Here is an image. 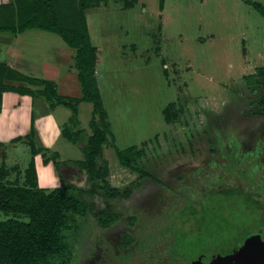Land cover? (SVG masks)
Returning <instances> with one entry per match:
<instances>
[{
    "label": "rangeland",
    "instance_id": "rangeland-1",
    "mask_svg": "<svg viewBox=\"0 0 264 264\" xmlns=\"http://www.w3.org/2000/svg\"><path fill=\"white\" fill-rule=\"evenodd\" d=\"M252 1L264 5V0ZM87 18L92 43L99 47L96 75L111 129L103 156L108 163L107 182L133 190L129 198L108 200L114 212L124 215L113 226L103 228L101 237L105 235L106 243H111L107 245L110 250L98 246L97 221L89 218L82 223L78 261L87 252L91 258H100L104 251V264H172L170 234H161L170 231L167 226L173 222L188 226V239L209 235L218 242L235 233L231 228L235 224L252 226L251 215L245 217L247 199H236L230 193L223 201V195L210 190L209 184L244 190L249 179L240 176V168H246L252 157L264 166V115H244L252 96L247 76L264 65V16L246 0H164L163 7L160 0H138L130 8L120 0H108L88 9ZM74 55L75 49L56 33L38 29L17 35L0 33L1 60L28 77L56 82L65 97L81 98ZM13 84L39 88L26 81ZM8 93H3L0 116L6 166L18 165L25 171L35 156L48 191L65 178L86 185V176L77 174L80 169L76 165L84 160L81 147L62 134L71 110L64 106L52 109L44 98L33 95L30 99L44 106L25 108L24 103L21 106L12 99L20 95ZM170 103L182 110L179 120L167 123L164 110ZM78 113L85 135L92 134L93 104L82 100ZM32 123L37 146L57 152L64 163L60 168L53 162L45 163L41 153L33 155L25 138L12 142L16 136H25ZM210 134L214 145L209 142ZM135 145L146 148L137 165L145 166L153 178L141 181L138 173L118 162L116 148ZM237 154H241L239 159ZM2 160L0 155V170ZM262 175L254 173L257 179ZM15 176L16 172L8 177ZM139 181L142 187H137ZM94 200L98 211L105 206L101 197ZM197 203L201 210L196 219L182 222L174 216L180 207L187 210ZM133 214L138 220L131 224L126 217ZM7 218L0 211V219ZM121 232L134 238L128 248H118ZM188 250L191 259L178 263L194 260L192 264H202L204 257L196 258L197 251ZM93 263L91 259L83 262Z\"/></svg>",
    "mask_w": 264,
    "mask_h": 264
},
{
    "label": "trees",
    "instance_id": "trees-1",
    "mask_svg": "<svg viewBox=\"0 0 264 264\" xmlns=\"http://www.w3.org/2000/svg\"><path fill=\"white\" fill-rule=\"evenodd\" d=\"M107 1L9 0L0 3V33L11 32L17 35L27 30L38 29L60 35L71 48L75 49V67L82 87L81 98L65 97L59 93L56 82L46 78L28 77L10 66L7 61L0 59V110L5 92L42 97L52 109L58 106L69 108L71 115L63 126L62 134L81 147L84 160L79 161L77 167L85 172L87 179L86 185L79 186L64 177V182L60 186L48 191L39 184L35 156L23 171L18 165L8 168L4 160L6 155H3L0 170V211L8 218L0 219V264H79L76 249L83 241L80 236L82 223L92 218L104 228L111 226L124 216L123 213L114 212L108 200L129 198L133 187L119 188L107 182L108 163L103 161V156L104 147L109 144L111 129L96 75L99 47L92 43L87 18L88 9ZM120 1L127 8L133 7L138 2V0ZM246 1L252 3L254 8L264 16V5L261 2ZM163 5L164 0H160V6L163 7ZM247 78V86L252 96L248 98L249 105L244 115L255 113L263 116L264 65L259 66L256 72L249 74ZM16 81L30 82L39 88L17 86L13 84ZM82 100L93 104V116L89 123L92 134L88 136L85 135L86 130L81 128L79 120L78 106ZM181 110L182 107L177 106L176 103L168 104L164 110L166 122L172 123L175 119L179 120ZM30 128L26 135H23L24 137L16 136L12 142H19L25 138L33 155L41 153L45 163L53 162L57 168H60L64 163L59 160V154L48 152L50 151L48 148L37 146V135L33 123ZM208 133L206 132L207 135ZM214 139L210 134L211 145L216 144ZM212 149L219 153L218 148L217 151L214 146ZM145 152L144 146L137 145L125 149L116 148L118 162L138 173L141 181L153 178L145 166L137 165V162L145 156ZM240 155L237 154L238 159ZM259 171L263 175L257 179L254 173ZM14 172H16L15 178L10 179L8 176ZM240 176L243 179H249V182L245 184V186L248 184L247 188L244 190L240 186L232 187V185L219 189L213 182L209 184V187H212L210 190L214 192L218 190L223 195V201L230 193L236 199H247L244 210L248 211L245 217L248 213L251 215L252 226L235 224L231 226L235 233L230 234V237H222L223 240L218 242L209 235L197 240L188 239L189 232L185 230L188 226H180L173 222L172 226H167L170 231L161 234L165 235L167 232L170 234L167 239L171 241L172 264H180L178 260L191 259L188 248L195 249L196 256L198 255L196 258L204 257L200 260L203 261L202 264H207L217 254L236 251L248 236L258 232L264 235V166L259 165L256 158L252 157L246 168H240ZM141 181L137 183V187H142ZM96 196L101 197L105 202V206L99 211L97 200H94ZM200 205L198 203L191 205L187 210L186 206L180 207L179 210L174 211L177 213V216H174L181 218L182 222L196 219L200 214ZM126 220L133 224L138 220V215H129ZM206 230L208 231L209 228ZM133 242L134 238L127 234L120 247L128 248ZM203 252L212 254L207 256ZM193 262L194 260L188 263Z\"/></svg>",
    "mask_w": 264,
    "mask_h": 264
},
{
    "label": "water",
    "instance_id": "water-1",
    "mask_svg": "<svg viewBox=\"0 0 264 264\" xmlns=\"http://www.w3.org/2000/svg\"><path fill=\"white\" fill-rule=\"evenodd\" d=\"M207 264H264V235L258 232L248 236L236 251L217 254Z\"/></svg>",
    "mask_w": 264,
    "mask_h": 264
},
{
    "label": "crops",
    "instance_id": "crops-1",
    "mask_svg": "<svg viewBox=\"0 0 264 264\" xmlns=\"http://www.w3.org/2000/svg\"><path fill=\"white\" fill-rule=\"evenodd\" d=\"M9 1V0H8ZM7 1V2H8ZM10 65V64H9ZM9 93L8 92H6V95H8ZM18 94V93H17ZM10 95H12L11 93H10ZM18 95H20V97L19 96H14V97H12V99H14V102L15 103H18V104H20L21 106H22V104L24 103V106H25V108H31V107H34L36 104L37 105H39V106H44V103H39V102H37V100H35L34 98L31 100L30 99V97H29V95H21V94H18ZM10 98V96H8L6 99H7V101H8V99ZM32 98V97H31ZM3 110H4V105H3V102H2V108H1V110H0V116H2V112H3ZM54 126H55V124H54ZM56 127V126H55ZM22 132H26L25 130L24 131H22ZM28 132V131H27ZM2 146H3V144L2 145H0V155H1V157L3 158V155H6V150H2L1 148H2ZM6 158H7V156H6ZM5 158V159H6ZM4 159V160H5ZM3 161V160H2ZM35 163H36V167H37V165H38V160H36V158H35ZM45 166H47V165H45ZM77 166V165H76ZM37 171H38V177H39V184H40V186L41 187H44L45 188V186H44V184L42 183L43 181V177H40V172H39V170H38V167H37ZM81 171V170H80ZM80 171H77V174H79V176H80V178L82 177V174L84 175V176H86V174H84V173H82V172H80ZM76 177H77V175H75ZM45 178V177H44ZM44 182H46V179H45V181Z\"/></svg>",
    "mask_w": 264,
    "mask_h": 264
},
{
    "label": "flooded vegetation",
    "instance_id": "flooded-vegetation-1",
    "mask_svg": "<svg viewBox=\"0 0 264 264\" xmlns=\"http://www.w3.org/2000/svg\"><path fill=\"white\" fill-rule=\"evenodd\" d=\"M199 165H201V164H199ZM199 165H197V167L199 166ZM141 197V196H140ZM151 197V196H150ZM142 198H144V197H141V199ZM145 199H143V200H141V201H144ZM114 224V223H113ZM113 224L111 225V226H113ZM98 226H99V228L97 229V233H96V235H99V239L98 240H101V243L98 245V246H100V247H102V246H104L105 247V250L104 251H107V250H110V249H107V245L108 244H111L109 241V243L107 244L106 242H107V240L105 239L106 238V236L104 235V237L102 238L101 237V235L103 234V233H105V231L103 230V227H102V225H100V223H98ZM111 226H109V227H111ZM109 227H104V229H108ZM100 232V234H99V232ZM127 234H128V232H121L120 234H119V236H120V238L123 240V239H125L126 238V236H127ZM91 235H93V233L91 234ZM90 238V237H89ZM122 240H121V242L120 243H118L120 246H121V244H122ZM118 245V248H121L120 246ZM109 246V245H108ZM110 247V246H109ZM102 249H103V247H102ZM104 251H102L103 252V256L102 257H100V258H91L90 256L92 255L91 253H89V252H87V253H85V257H83L82 259L80 258V260H79V264H81V260L84 262H86L87 260H89V259H91V261H92V263H93V261H94V263L93 264H97V262L98 261H101V264H104L105 263V261H106V256L104 255ZM119 252H120V250H119ZM88 254H89V259H88ZM94 256V255H93ZM82 257V256H81ZM83 262H82V264H83Z\"/></svg>",
    "mask_w": 264,
    "mask_h": 264
}]
</instances>
